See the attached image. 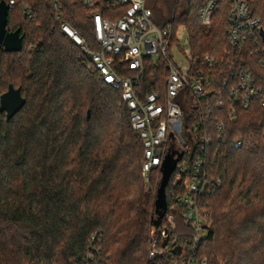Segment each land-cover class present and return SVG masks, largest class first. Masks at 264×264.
<instances>
[{"label":"trees","instance_id":"trees-1","mask_svg":"<svg viewBox=\"0 0 264 264\" xmlns=\"http://www.w3.org/2000/svg\"><path fill=\"white\" fill-rule=\"evenodd\" d=\"M57 1L59 10L49 0H15L8 28L20 29L23 49L0 47V98L10 84L26 98L11 119L0 111V264H83L89 253L92 264H179L180 247L155 260L148 257L159 215L142 174L143 143L121 90L106 84L91 56L61 30L63 22L70 23L91 49L100 50L92 10L81 0ZM204 3L172 0L162 23L172 24L175 34L186 29L194 61L211 79L207 90L216 92L184 103L186 125L195 124L211 138L204 144L188 136L195 152L187 156L188 172L201 158L214 185L197 195L206 232L198 252L207 264H264V106L259 97L247 108L230 99L239 83L231 77V66L220 64L209 73L201 63L207 54L222 57L232 50L225 8L216 12L211 27H204L199 24ZM249 3L264 27V0ZM252 45L247 41L239 58L264 86L263 56ZM114 67L123 77L134 74L120 58ZM166 74L163 63L145 59L138 96L163 90ZM219 100L223 107L217 106ZM218 124L224 126L221 134ZM176 171L156 229L166 228L172 214L174 234L190 241L192 228L176 203L178 195H186L182 181L174 185ZM153 175L162 178L161 170ZM157 235L158 245L165 246Z\"/></svg>","mask_w":264,"mask_h":264},{"label":"built area","instance_id":"built-area-1","mask_svg":"<svg viewBox=\"0 0 264 264\" xmlns=\"http://www.w3.org/2000/svg\"><path fill=\"white\" fill-rule=\"evenodd\" d=\"M49 1L57 10L60 9L61 5L57 0ZM150 1L81 0L86 8L92 10V30L95 44L101 45L100 50L91 49L85 38L70 23L63 22L61 30L91 56L104 82L121 90L123 100L130 110L132 128L139 134L143 143V173L151 175L154 171L161 170L163 160L170 149L169 144H172L171 148L174 150L183 153V160L177 163L175 169L177 171L174 185L177 186L182 181L186 191V195L176 197V203L184 207L185 223L192 228L191 240L181 239L179 235L174 234L176 225L173 215L170 214L166 219L167 227L159 228L165 246H159L158 235H153L148 250L149 256H163L175 246L180 247L182 251L179 264H207V259L198 252L205 228L197 195L211 190L214 185L208 179V173L202 169L201 158L194 162L193 171L188 172L187 156L194 157L195 152L191 146L193 142L190 145L185 141L183 131L185 130L188 136L192 133L190 135L194 141L199 139L200 143L210 144L211 138L207 137V133L203 136L195 124L186 125L184 103L188 102L191 96L195 102L208 98L214 89L207 90L211 79L194 61L187 31L188 53L191 59H176L173 47L177 48L176 44L181 43V29L184 27L175 34L172 24L157 23L153 18L154 8H151ZM7 3L11 7L15 0ZM222 8L226 10L228 43L232 50H227L222 57L207 54L203 56L201 63L207 67L209 73L217 72L216 67L220 64L231 66V77L238 78L239 83L231 91L230 99L235 103L241 102L247 108L252 99L259 97L264 106V86L258 83L253 72L246 68L245 60L240 59L238 54L245 50L247 41H250L253 44L251 49L255 48L256 53L263 56L264 66V27L261 18L253 14L249 0H205L199 14V24L211 27L216 12ZM106 10H110L107 16L104 14ZM27 17L33 18L31 10L27 11ZM57 17L60 18V15ZM233 50L237 52L234 53ZM117 58L124 61L134 72L132 76L123 77L118 74L114 67ZM148 58L163 63L167 74L163 90H152L145 98H141L136 92V84L145 72V59ZM184 61L187 63L186 67L182 64ZM213 93L216 94L215 91ZM223 105L224 101H217L218 107ZM216 129L221 134L224 126L218 124ZM220 183L218 180L217 184ZM156 228L155 226L154 229ZM90 246L97 250L94 242L91 241ZM93 259L92 253H89L88 261L85 260L83 264H92Z\"/></svg>","mask_w":264,"mask_h":264},{"label":"water","instance_id":"water-1","mask_svg":"<svg viewBox=\"0 0 264 264\" xmlns=\"http://www.w3.org/2000/svg\"><path fill=\"white\" fill-rule=\"evenodd\" d=\"M9 5L6 0L0 2V47L6 52H19L23 49V37L20 35V29L15 31L8 30ZM264 37V30L262 31ZM26 104V98L23 97L21 88H15L13 84L9 85L8 90L1 95L0 111L6 112L7 119L14 117ZM90 111L88 110V119ZM183 156L182 152L170 148L163 160L161 172L162 178L156 190L154 205L159 215L154 225L159 226L167 209V186L171 176L175 172L178 161Z\"/></svg>","mask_w":264,"mask_h":264},{"label":"rangeland","instance_id":"rangeland-1","mask_svg":"<svg viewBox=\"0 0 264 264\" xmlns=\"http://www.w3.org/2000/svg\"><path fill=\"white\" fill-rule=\"evenodd\" d=\"M172 0H151V8L153 9V18L157 23H163L164 19H166L169 15V9H168V4L171 3ZM8 2H10V0H8ZM156 5V6H154ZM10 8V7H9ZM9 31H11L8 28ZM181 33H182V40L180 44H176L177 48L173 47V53L176 57V59L178 61H182L184 58H187L188 61L191 59V56L188 53V40H187V32L185 30V28L181 29ZM186 55V56H185ZM185 67L187 66V63L184 61L182 63ZM183 136L185 137V141L187 143H189V138L187 135V132L184 130L183 131ZM143 174V178H144V182H146V191L147 192H151L154 196H155V192L157 190L158 187V182L160 180V178L158 176H154L153 174L151 175H146L144 173ZM170 215V214H169ZM168 217V216H167ZM157 232H159V230L154 229V227H152L151 232H150V242H151V237L153 235L157 236ZM204 235H206V232L204 233ZM149 242V245H150ZM148 257L151 258L149 256V252H148ZM154 259V258H151ZM155 260V259H154Z\"/></svg>","mask_w":264,"mask_h":264}]
</instances>
